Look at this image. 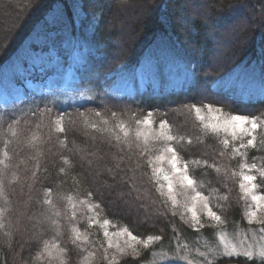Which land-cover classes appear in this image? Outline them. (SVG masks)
<instances>
[{"label": "trees", "instance_id": "16d2710c", "mask_svg": "<svg viewBox=\"0 0 264 264\" xmlns=\"http://www.w3.org/2000/svg\"><path fill=\"white\" fill-rule=\"evenodd\" d=\"M151 49L182 59L191 80L163 86L165 80L155 79L158 90L153 88L155 82L146 81L142 94L117 95L118 87L139 82L134 79L136 69L150 61L151 55L153 73L163 68ZM63 64L65 70L60 67ZM243 64L247 72H255L264 81V0H0V81L11 79L9 70L14 66L29 67L23 75L12 73L16 79L5 87L6 93L22 91L21 98L0 107V160L4 159L5 142L11 140L7 167L0 164V264H50L45 242L57 254L59 264L61 260L64 264H108L100 247L107 246L103 231L117 233L112 239L119 242L128 238L118 234L123 227L141 240L160 236L148 247L157 251L172 252L176 245H189L197 251L215 246L217 227H209L202 217L205 227L195 231L191 218L181 215L183 197H178L181 206L173 215L171 205L162 204L155 185L144 175L147 166L143 161L136 170L135 156L131 162L119 160L116 147L106 143L108 132L92 127L113 130L122 122L135 128V119L148 113L155 126L167 120L172 134L185 137L177 145L185 160H207L221 168L218 174L193 167L194 178L202 184L199 190L210 196L213 206H224L214 207L225 218L220 229L228 232L235 226L248 227L237 191L238 178L223 177L224 169L239 170L240 158L220 156L222 145L202 132L191 110L193 103L214 104L210 112L201 113L205 123L216 122L219 108L225 114H248L264 121V98L244 100L237 93L216 89L220 76L225 78ZM66 73L72 89L79 90L73 99L51 94L53 85L61 82L60 75ZM60 126L65 131H59ZM10 127L16 136H11ZM189 138L192 145L186 143ZM261 138L264 124L258 140ZM253 156L256 163L264 162V149L250 150L249 163ZM48 189L50 196L46 195ZM47 199L52 200L51 205L44 202ZM89 204L100 208L90 212ZM73 210L75 219L71 218ZM57 211L59 216L54 215ZM96 212L99 223L88 227V217L95 218ZM105 218L114 226H104ZM74 227L88 240L73 243ZM53 244L58 247L51 248ZM132 244H137V251L125 256L115 253L119 264L149 260L148 248ZM114 250H109V259ZM246 261L220 258L210 264ZM247 264L261 261L253 259Z\"/></svg>", "mask_w": 264, "mask_h": 264}, {"label": "snow or ice", "instance_id": "6c2138e0", "mask_svg": "<svg viewBox=\"0 0 264 264\" xmlns=\"http://www.w3.org/2000/svg\"><path fill=\"white\" fill-rule=\"evenodd\" d=\"M214 107L216 106L212 103H193L191 110L200 121L202 132L217 138L222 145V150L219 152L220 156L227 154L231 159L240 158L238 163L239 170L224 169L223 177L226 179L238 178L237 185L241 193L240 199L244 200L246 204L247 221L249 224L255 223L261 226L257 231L261 234V238L264 239V162L260 164L256 163L255 156L252 157L251 163L248 162L250 150L259 151L264 149V138L258 140V135L261 133L264 121L248 114H225L223 109L219 108L215 117L216 122L205 123V117L201 114L202 111L207 110L210 112ZM96 115L100 116V113H96ZM111 115L115 117L117 114L113 112ZM221 115L224 116L222 121L219 119ZM133 118L135 119L134 115ZM60 119L62 120L63 117H60ZM102 123L107 125L108 121L104 120ZM135 125L137 127L132 128L121 122L116 124L113 130L101 129L95 124L92 127L102 133L108 132L106 143L112 147H116L119 160L127 159L131 162L135 156L137 161L136 170L142 167L139 161H143V165L147 166V171L144 175L155 185V191L159 194L162 204L165 207L169 204L171 205L173 215L177 214L176 209L181 206L178 196L184 198L183 208L185 212L181 213V215L191 214V221L195 231L198 232L201 228L205 227L202 217L207 218L209 227H217L225 223V218L214 210V207L222 209L224 206H213L211 204L210 196L205 195L199 190L202 184L194 178L193 173V167L212 169L218 174L221 173V168L214 162L209 163L207 160H185L177 147V145H181L185 141V137L172 134L171 125H169L167 120H161L158 126H155L156 122L152 118V113H148L142 119H135ZM140 125H145L147 128L142 129L139 127ZM116 129L119 131L117 132ZM9 131L11 136H16L17 133L14 129L10 127ZM59 131H65L64 127L60 126ZM221 133H223L222 136ZM197 141L199 142V137H197ZM10 143L11 140H8L4 144V159L0 160V164H5V160L10 159L7 151L8 144ZM186 143L192 145L193 141L189 138ZM5 167H7V164H5ZM115 167L120 168V163H116ZM0 188H2V184H0ZM46 195H51V189L47 190ZM91 195V193H88V196ZM68 199L71 201V197ZM222 199L227 201L228 196H224ZM44 202L49 205L52 204L51 199H47ZM80 203L84 204L86 201H80ZM197 206H199V211L197 210ZM99 208V204H95L94 208L91 204L88 205L90 212ZM73 209H75V205H73ZM54 215L59 216L60 212L57 211ZM75 217L76 211L73 210L71 218L75 219ZM53 223H56V221H53ZM98 223V212H96L95 218L88 217V227H93ZM102 224L104 226H114L112 221L107 218L103 219ZM73 232V243L81 239L84 241L88 240V236L80 233L75 227L73 228ZM118 234L121 236L127 234L129 240L141 243L144 248H148L153 242L161 239L160 236L148 235L145 239L141 240L140 237L129 231L127 227L121 228ZM113 235H117V233H110L107 229L103 231V237L107 246L104 247V244L100 245L104 249L102 259L107 261L108 264H119L115 254L109 259L108 253L110 249H115L121 256L129 254L126 248H130L132 251H137V249L133 244L127 243V241L125 242L126 246L121 247L119 242L113 241ZM57 247L58 245H51V248ZM44 249L51 257L52 252L47 242H45ZM60 251L63 253L66 250L60 249ZM91 255L94 256L95 253ZM222 255H243L247 258V261H252L255 255L259 257L261 264H264V247H261L255 253L252 251L237 253L236 249L233 248L229 252L222 253ZM61 264H64L63 260H61Z\"/></svg>", "mask_w": 264, "mask_h": 264}, {"label": "rangeland", "instance_id": "374dc122", "mask_svg": "<svg viewBox=\"0 0 264 264\" xmlns=\"http://www.w3.org/2000/svg\"><path fill=\"white\" fill-rule=\"evenodd\" d=\"M71 3V2H70ZM73 6V3H71ZM79 10V9H76ZM74 53L76 54V51L74 50ZM154 54L158 57L156 59L159 61V63L163 64V68L159 69L156 71L155 69V74L153 73V56L151 54ZM27 54L31 55V53L27 52ZM151 56H150V61H146V64L143 66H140L136 69L134 79H136L137 83H130V85L126 88H123L122 86L118 87L115 91L117 95H123L126 97H133L134 95H138V93L142 94L144 88L143 85L149 81L155 82V87H153L155 90L159 89V83L155 81V79H158L159 82H163L162 85L164 86L165 83L167 84H172V83H186L191 80L192 75L190 74L189 67L186 65V63L182 59H174L172 58L169 54L166 52H158L155 49H151ZM24 59V58H23ZM19 59V60H23ZM155 61L156 63H158ZM29 67L30 63L33 62H27ZM22 65V64H21ZM20 66V68L23 70L22 72H19V66L18 67H13V69L9 70L11 71V79H7L6 82L5 80L0 81V107L4 108L10 105L15 99H20L22 95V91H17L15 93L11 92L6 93V88L8 87V82L13 83V81L16 78H13V75H23L27 72V69H29L28 66ZM66 64L61 65L63 70L66 68ZM244 64L234 68L228 75L221 79H217L215 85L216 89H222V90H227L226 92L232 93H237L240 97H243L241 99L244 100H255V99H260L264 98V81L262 82V78H260L255 72H247L243 67ZM142 68L143 71H140L139 69ZM160 71V72H159ZM159 73V74H158ZM69 80H68V76ZM64 76V77H63ZM4 77V76H3ZM2 77V78H3ZM76 78V76H74ZM65 79V80H64ZM264 79V78H263ZM171 80V81H170ZM59 81L61 82H56L57 84L53 85V89L51 90V94H57L60 97L63 98H68L72 97L74 94H79V90L76 89L74 91V87L72 89V81L70 78V75L68 73L66 74H61ZM170 81V82H169ZM237 83V85H236ZM48 85V83H47ZM46 84L45 89L50 90V88ZM218 86V87H217ZM143 88V89H142ZM161 88V87H160ZM139 94V95H140ZM12 95V96H11ZM135 97V96H134ZM245 97V98H244ZM240 193V190H237ZM180 197V196H178ZM181 199V198H179ZM184 201V198H183ZM180 202V200H179ZM241 206L243 207L242 211L244 210V217L246 223H248L247 218H246V204L245 201L241 199ZM197 209L199 211V206H197ZM185 212V209H183ZM181 212V213H184ZM180 214V213H179ZM185 218V217H184ZM191 218V214L187 213V217L185 218L186 220H189ZM261 227L260 225H257L255 223L249 224L248 227L239 229L238 227H232L228 232L221 230L220 228L221 225L217 226V232L215 233V239L216 243L214 247H208L207 250H195V248L190 247L189 245L182 247L181 245H176L174 250L172 252L165 251L164 249L160 250H155L153 247L151 248H145L147 249V256L149 260H145L143 264H210L215 262L217 259L220 258H243L247 259L243 255H232V256H225L222 255L224 252H229L233 248L236 249L237 253H243L244 251H252L255 253L258 251L261 247H264V239L261 238V234L257 231V229ZM128 238H123L119 239V243L121 247H125V242L127 243H133L131 240H127ZM135 242V241H134ZM154 243V242H153ZM137 245V244H136ZM136 245L135 248H136ZM140 245L143 247V245L140 243ZM96 251V250H94ZM126 251H131L132 249L126 248ZM116 251L114 250V254ZM47 254V252H46ZM133 254V253H132ZM46 258L50 264H59V258L57 257L56 253H52L51 257L47 254ZM253 259L260 260L259 257H256L255 255L253 256ZM48 264V263H46Z\"/></svg>", "mask_w": 264, "mask_h": 264}]
</instances>
